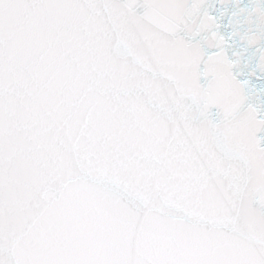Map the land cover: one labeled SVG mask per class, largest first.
Masks as SVG:
<instances>
[{
  "label": "snow or ice",
  "instance_id": "snow-or-ice-1",
  "mask_svg": "<svg viewBox=\"0 0 264 264\" xmlns=\"http://www.w3.org/2000/svg\"><path fill=\"white\" fill-rule=\"evenodd\" d=\"M0 264H264V0H0Z\"/></svg>",
  "mask_w": 264,
  "mask_h": 264
}]
</instances>
